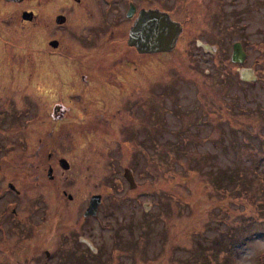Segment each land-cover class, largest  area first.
Here are the masks:
<instances>
[{
	"label": "rangeland",
	"instance_id": "obj_1",
	"mask_svg": "<svg viewBox=\"0 0 264 264\" xmlns=\"http://www.w3.org/2000/svg\"><path fill=\"white\" fill-rule=\"evenodd\" d=\"M149 3L183 28L171 50L150 57L154 89L132 87L138 108L122 112L109 91L89 99L82 87L111 79L106 67L134 57L130 49L98 50L88 71L102 77L64 78L80 72L14 33L27 5L0 0V264H262L264 0ZM237 41L244 73L230 60ZM37 139L68 157L52 179ZM91 192L102 201L85 217Z\"/></svg>",
	"mask_w": 264,
	"mask_h": 264
},
{
	"label": "flooded vegetation",
	"instance_id": "obj_2",
	"mask_svg": "<svg viewBox=\"0 0 264 264\" xmlns=\"http://www.w3.org/2000/svg\"><path fill=\"white\" fill-rule=\"evenodd\" d=\"M2 1L17 5H27V8H21L20 18L16 16L12 25L14 33H17L16 36L21 37L24 35L25 37L26 35H30V39H38L37 41H32V45H34L33 48H37L39 54H41L44 58L53 57L55 59H60V61L62 60L63 64L67 67V71L72 69L80 72L78 75L65 74L63 75L64 78H73L74 81H86V72H90L94 77H102L103 75H101L102 73L100 70L93 69L88 71V67L92 61H95L94 58L91 57H96V52L98 50H102L103 56L107 55L106 49L112 50L113 52L114 47L118 46H125L131 50L134 57L122 58L120 60V66L117 69H109L112 65H110V67H106L107 72L110 73V76L112 77L111 79H105L103 77L102 79H96V82L94 81L91 86L86 83V85L82 87L84 88V97L87 96V93H90L87 98H92V93H94L93 91L96 90L97 87H100L98 90H101L102 92H110L111 102L120 101V108L116 109H120L123 112V110L125 108L128 109L129 106L133 109H135V107L138 108V97L136 91L133 90L134 93L131 95L128 94L134 87L148 83L142 85L140 88L145 87L148 93L154 89V83L152 82V85L149 83V81H151V77L153 76V72L149 71L150 67L148 63L150 62V57L157 53H164L166 51L140 52L137 46L128 44V35L130 28L135 24L142 11L157 10L161 13H167L170 17H172L170 11L158 8L154 4H150L149 0H143L144 2H142V0ZM58 7L65 8V11L56 12ZM23 12L28 13L27 18L23 17ZM58 16L62 17L61 22L58 21ZM6 23L9 25L11 24L10 21H7ZM182 28L183 27L181 26V31L177 36L176 43L180 38ZM83 30H86V33H80L83 32ZM29 47L32 48L31 45H29ZM141 61H146V63L143 64ZM107 87H110V89ZM74 91L76 93H80L77 89ZM121 94H124V97ZM119 97L122 99H119ZM64 100L66 99L64 98L61 100L58 105L55 103L52 107L53 111H57V113L53 112L57 115L55 116V119L66 115V108H63L62 105V103L64 104ZM83 108H87V106H83ZM115 116V113H113L111 117ZM85 118L88 119L87 116H83V119ZM51 123L52 127L48 133L49 136H53L55 134V128L57 126V122L53 123L52 121ZM110 123L112 124V121H110ZM76 130L83 129L79 126ZM37 141L38 145L36 151L39 155L40 152L45 151L43 145L46 143L45 141L40 142L39 139H37ZM45 153L49 159L47 177L52 179L53 168H55L58 164L63 168L64 166L62 164L68 167V157L60 154L56 148H51L50 151H45ZM49 169L51 171L50 177L48 173ZM9 184H11L13 188H11ZM8 188L18 193V190L12 183H8ZM94 194H99L101 199L100 202L102 201L101 193H89L86 198V203L83 206L82 214L89 203L90 197ZM61 195L65 196L69 200H73V195L66 193L65 189H62ZM99 205L100 203L97 206V211L99 210ZM7 207L8 204L5 209H7ZM11 214H15L14 208L11 209ZM84 216L88 217L86 215ZM45 255L48 256L47 250H45Z\"/></svg>",
	"mask_w": 264,
	"mask_h": 264
},
{
	"label": "water",
	"instance_id": "obj_3",
	"mask_svg": "<svg viewBox=\"0 0 264 264\" xmlns=\"http://www.w3.org/2000/svg\"><path fill=\"white\" fill-rule=\"evenodd\" d=\"M27 15L28 13L23 12L24 18H27ZM61 19L62 17L58 16L59 22H61ZM180 31V23L173 20L167 13H161L157 10L142 11L135 24L130 28L128 44L137 46L140 52L169 51L175 46ZM244 57L245 52L241 43L239 41L233 43L230 60L234 63H242ZM245 69L241 68L240 70H243L241 73H244ZM62 165L67 168L66 165ZM48 173L50 177V169ZM123 177L127 180L129 186L134 185L135 181L129 169H124ZM9 186L13 188L11 184ZM100 200L99 194L92 195L83 214L95 215Z\"/></svg>",
	"mask_w": 264,
	"mask_h": 264
},
{
	"label": "trees",
	"instance_id": "obj_4",
	"mask_svg": "<svg viewBox=\"0 0 264 264\" xmlns=\"http://www.w3.org/2000/svg\"><path fill=\"white\" fill-rule=\"evenodd\" d=\"M261 256H260V262L262 263V264H264V250H263V252L260 254Z\"/></svg>",
	"mask_w": 264,
	"mask_h": 264
}]
</instances>
